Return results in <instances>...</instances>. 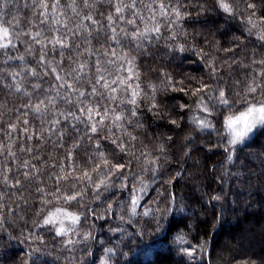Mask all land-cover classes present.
<instances>
[{
    "label": "trees",
    "instance_id": "obj_1",
    "mask_svg": "<svg viewBox=\"0 0 264 264\" xmlns=\"http://www.w3.org/2000/svg\"><path fill=\"white\" fill-rule=\"evenodd\" d=\"M72 2L73 0H60L59 6L53 10L51 7H41V4L50 6L55 0H0V27L9 30V36L0 39V43L9 44L7 48H0V172L11 168L9 176L23 182V187L19 189L5 188L0 184V194L4 197L0 200V264H100L101 259L107 260V264H241L242 261H247L248 264H264V126H257L249 134L238 147L231 163L226 161V153L223 151V145L230 138L224 125L225 119L239 115L248 106L259 107L264 101V65L258 63L264 58V42L257 37L261 29H252L251 34L248 31L251 28L247 23L248 12L245 11L248 0H225L232 5L234 15L216 7V0H208V11L199 16L198 22L195 21V9H188L193 13L194 19L180 27L175 40L166 39L172 32L157 13L156 20L159 21L162 38L156 40L153 37L151 43L145 40L139 52L135 51V44L129 45L122 40L121 47L111 39L110 23L117 27V31L121 27H133L124 20L115 19L114 5L117 0H112L113 6L107 0L96 3L89 0L91 8H84L82 0H75L76 12L69 6ZM129 2L130 0H124V3ZM153 2L159 4L161 0H137L135 11L143 19L130 15L128 9L122 15L125 20L136 19L137 26L144 30L145 24L151 26L154 23L151 19L152 13L145 7ZM164 2L167 3V0ZM257 4L259 10L255 19L258 20L260 13L264 12V7H261L264 0H257ZM85 14L91 15L99 23L90 24L84 19ZM109 14H113L114 22L106 19ZM54 19H58L60 23H52ZM41 20H45V23H41ZM100 25H104L106 30L98 32ZM67 29H72L76 35L73 37L71 32L68 33L70 48L63 49L65 55L62 58L59 55L61 49L57 46L53 51V45L49 41L63 36ZM89 32L92 33L89 37L90 45L83 39ZM36 33L40 35L36 36ZM75 44L80 47H73ZM181 44L187 51L181 53L172 50L174 45ZM41 45L47 51L46 61L52 62L50 66L47 63H38ZM88 48L95 54L89 56ZM113 48L121 55L128 53L137 56V68L141 75L139 81L134 80L132 83H139L143 92L149 95L152 92L150 85L158 86L156 99L161 102L163 109V118H156L147 111L148 101L143 100V115L140 117L143 127L123 122V127L137 136V140L132 142L136 155L141 151H148L153 157L159 156L163 164L153 182L152 173L142 172L140 166L133 161L132 170L151 183L149 194L141 203L157 207L149 204L157 196L155 190L168 189L169 186L164 181L175 175L183 164V178L179 182L174 181V187L170 190L179 198L175 208H183V211L170 214L164 222V229L159 233L153 231L154 221L145 223L150 219L147 217H136L131 224L122 222L119 219L121 215L127 221L125 209L124 212L117 211L116 215L105 220H94L89 214L88 222L78 224L75 232L58 237L54 230L37 228L34 224L41 219L36 216L40 207V194L34 189L37 184L54 187L47 178L52 169L48 168L45 173L38 175V179L29 183L19 174L25 169H18L17 165L30 159V154L21 152L20 148L32 147L36 143L34 140H25L23 120L29 121L28 134H41V129L50 127L47 121L55 119L57 112L66 111L71 106L57 98L55 108L52 105H41V117L24 105L34 106L46 98L55 97L56 89L52 85L59 82L51 75H44L51 68H57L59 74L64 76L70 68L76 67L83 60L94 64L97 58H111ZM228 48L233 51H225ZM106 50L109 55L102 56ZM69 54L71 59L68 58ZM56 61L61 62L59 67ZM210 64L217 69L215 75L209 68ZM105 66L110 72H116L115 64ZM34 72L39 75H33ZM11 73L17 75L13 77ZM163 73H168L173 78L174 87H183L185 91H173L171 87L165 89ZM93 75L94 69L89 77ZM119 75L124 76L126 73L121 72ZM89 77L81 80L76 87L83 86L82 90H90L91 84L87 83ZM66 78L69 83L73 82L70 77ZM112 78L115 79V75ZM201 83L207 84L210 90L192 95V90ZM37 84L40 85L39 88L34 87ZM17 87L20 91H16ZM249 87H255L256 92L249 93ZM218 90L227 93L230 101L228 106L217 102ZM60 91L64 92L63 89ZM118 95L123 97L125 94L120 92ZM88 99L100 100L99 97L91 96ZM100 103L109 109H116L117 112L130 107L120 104L119 99L107 103L101 100ZM200 103L207 105L212 113L208 117L212 128L203 132L192 122L193 118L200 119L207 115L197 107ZM181 104L186 107L181 109ZM169 117L178 120L180 127L171 125L168 122ZM108 122L111 123L110 120ZM10 124H16L17 130L12 131ZM79 127L83 130L84 124ZM42 134L45 140L36 149L41 160L32 163L63 165L67 147H54L59 133L51 135L44 131ZM116 134L121 135L119 131ZM73 135L75 133L66 136L68 147L73 142ZM169 136L172 137L171 141L167 139ZM124 139L127 140L128 137ZM186 143L189 144L187 148L184 147ZM161 144L165 146L163 155L157 150ZM9 146L15 152V157L8 156ZM109 147L112 146L109 144ZM185 152L189 153L190 158L184 155ZM90 154L89 142L83 139L76 163L81 167L91 168ZM124 159L128 157L125 156ZM128 182L130 187L134 183L131 177ZM114 192L116 195L111 200L114 207L117 206V201L130 199L128 190L121 192L117 188ZM21 193L26 200L17 198ZM217 193L223 199L212 203L225 205L223 227L217 226L213 229L215 214L219 210L211 207L209 200ZM48 199L52 202L45 206L44 214L55 212L57 208L81 213L85 210L75 203L69 206L52 200L51 197ZM84 205L95 208L96 202L86 197ZM158 206L161 209L165 207L163 196L158 198ZM143 210L139 208L138 212ZM93 223L95 228L92 227ZM141 229L143 235L138 234ZM86 232H91L95 239L83 241L82 234ZM30 235L32 238L26 239ZM178 235H183L187 244L175 243ZM67 240L79 242L66 244ZM205 242L207 248L209 247V254L201 258L199 245ZM86 247L92 256L84 253ZM189 247L198 250L193 259L182 251ZM107 248L113 249V253L106 255Z\"/></svg>",
    "mask_w": 264,
    "mask_h": 264
},
{
    "label": "snow or ice",
    "instance_id": "obj_2",
    "mask_svg": "<svg viewBox=\"0 0 264 264\" xmlns=\"http://www.w3.org/2000/svg\"><path fill=\"white\" fill-rule=\"evenodd\" d=\"M94 3L100 2V0H93ZM110 6L112 5V0H107ZM84 8H91L92 4L89 0H82ZM208 0H167V3L164 0H161L159 4L150 3L145 5V7L152 13L151 19L154 23L149 26L145 24L144 30H140L137 26L136 19H127L123 17L122 13L128 9L130 10L129 14L143 19L135 11L137 0H130L129 3H124V0H117L115 7V19L124 20L127 25H132L131 29L119 28L117 31L116 26L111 28V39L114 44L121 46V41H127L129 45L135 44V51L139 50L144 46L143 42L148 40L152 42V38L155 37L156 40L161 39V27L159 21L156 20L157 13L163 20L166 22V27L171 30L172 34L166 39L175 40L177 38V32L183 24L187 23L190 20H193V13L188 9H195V21L198 22V18L201 14H204L208 11L206 7ZM60 4V0H55V3L52 5L41 4V7H51L55 10ZM72 7L73 11L76 12L75 0L72 4L69 5ZM216 7H219L223 12L228 13L229 15H234L233 7L225 0H216ZM261 7H264V4H261ZM250 10V11H249ZM257 0H248L246 4L245 11L248 12L247 23L251 25V28L248 29L251 34L252 29H261L257 33L258 40L264 42V12L260 13L259 19H255L258 11ZM79 13H77L78 15ZM84 19L89 21L90 24H98L99 22L95 20L91 15H84ZM106 19L109 22H114L113 14H109ZM52 23L59 24L58 19L51 21ZM41 23H45V20H41ZM66 27V25H65ZM80 27H83L82 25ZM106 30L104 25H100V28L97 29ZM71 32L73 37H75V32L72 29H67L63 36L55 38L49 43L53 45V51L56 50L58 46L61 51L59 55L63 58L64 52L63 49H69L70 43L68 39V33ZM40 33H36V36H39ZM187 34L185 33V36ZM9 36V30L4 27H0V39H6ZM92 36V33L89 32L87 36L83 39L90 45L91 40L89 37ZM107 40V37L105 38ZM39 43V41H37ZM9 44L0 43V48H7ZM75 48H79V44L73 45ZM172 50L178 52H185L187 49L183 44L178 46H173ZM89 56L94 55L91 48L87 49ZM227 52H232V48L225 49ZM107 50L102 54V56H108ZM47 51L44 50V45H41V56L39 64H48L51 65V61H46ZM69 59L71 55L69 54ZM22 59V58H21ZM137 56L130 55L125 53L121 55L116 51L115 48L112 49L111 58L107 60H102L97 58L94 64H90L88 60H83L77 64L76 67L70 68V70L64 75H60L57 71V68H51L50 72H45L44 75H51L54 77L56 83L52 85L56 89L55 97L46 98L45 100L40 101L38 104L24 105L25 108L30 109L31 112L43 116V111L41 105L47 107L52 105L53 108L56 106V99L59 98L65 104L70 105L71 107L66 111H59L56 113V118L47 121L50 125L47 129H41V134H28L29 121L27 119L23 120L25 128L23 132L25 133L26 141H35L32 147H21V152H27L30 154V159L23 160L20 164L17 165L18 169H25V171L19 173L23 176L24 181L29 183L38 179L40 173H45L48 168L52 169V172L48 174V180L51 181L54 187H44L41 184H37L35 187V192L39 193V204L40 207L36 211V216L41 217L40 220L34 222L35 227L44 228L46 230H54L55 235L58 237L66 236L69 232H75L76 226L82 222L87 223L89 220V214L94 220H105L107 217L116 215L117 211L124 212L126 209L127 212V221L123 215L119 216V219L122 222L133 223L134 218L136 217H147L150 218L145 223L155 222L154 232L159 233L164 229V222L167 221L168 216L174 211H183V208H175V204L178 201V197L175 193L171 192V188L174 187L173 182H179L183 178L182 173L184 171L183 164L180 165V170L176 171L175 175H171L167 180L164 181L169 187L164 191H161L157 188L155 191L157 193L156 198H152L149 202L150 205H157V207H151L148 205H143L141 202L149 194V188L151 187L150 182H146L142 175H139L132 170L133 161L140 166L142 172H151L154 177L153 182L157 173L163 168L161 158L159 156L153 157L151 152L141 151L139 155H136L133 150L132 142L137 140V136L132 135L123 127V122L127 121L130 125H136L137 127L142 128L143 122L140 117L143 115L141 111V102L143 100L148 101L147 111L152 113L156 118H163V109L161 102H158L156 99V94L159 90L158 86L150 85L152 88L151 95L143 90L140 87L139 83L133 84L132 81H139L140 71L137 68ZM75 63V61H73ZM235 63V61H233ZM256 61H254L255 63ZM57 67L60 65V61L55 62ZM259 64L264 65V58H261L258 61ZM116 65V72H110L105 65ZM213 75L217 72V69L214 65H209ZM94 69V75L89 77V73ZM124 72L126 75L121 76L119 73ZM107 73V75H106ZM33 75H39V73H32ZM15 77L16 73H11ZM115 75V79L112 76ZM264 75V73H262ZM165 78L164 87L165 89L171 87L173 91L184 92L183 87L176 88L174 87L175 81L168 73H163ZM66 77H70L73 81L72 83L68 82ZM85 77H89L87 83L91 84L90 90H82V87H76L81 80ZM183 84V81H180ZM12 87V85H8ZM35 88H39L40 85H34ZM60 89H63L64 92H61ZM103 89V91H101ZM206 90H210L207 84L201 83L199 87H196L192 90V95L202 94ZM16 91H20V88L17 87ZM219 95L216 97V100L219 104L228 106L230 101L228 95L223 90H218ZM249 93H255V87L248 88ZM264 91V90H262ZM123 92L125 95L123 97L118 94ZM99 97L100 100H89L88 97ZM119 99L120 104H126L128 107L126 110L121 109L117 112L116 109H109L106 106L101 105L100 101L103 100L106 103L116 101ZM87 101V103H86ZM181 109L186 107L181 104L179 106ZM200 110L207 115L204 118H193V123L196 127L203 132L212 128V123L208 119L211 116V111L207 105L200 103L197 105ZM125 112L127 114H125ZM27 115V112L25 113ZM62 118V119H61ZM111 121L109 123L108 121ZM168 122L171 125H174L176 128L180 127V123L176 119L169 117ZM84 124V129L81 130L79 125ZM224 125L229 132V139L226 145H223V151L226 153V161L231 163L233 161L234 155L238 151V147L246 140V138L253 132L257 126H264V101L261 102V106H248L246 111L240 112L239 115L229 116L225 119ZM9 127L12 131L17 130L16 124H10ZM47 131L51 135L57 136V142L54 144V147H67V151L64 157V163L47 165L46 163H32V161H40L41 157L36 152V149L41 147L40 142L45 140L43 132ZM119 131L121 135H117L116 132ZM71 133H75L72 138V144L70 147L66 144V136H69ZM10 135V134H9ZM124 137H128L127 140ZM50 138V137H49ZM87 139L89 142V147L91 149V154L89 156V162L92 164L91 168L81 167L76 163L77 158L79 157V149L81 148L82 140ZM169 141L172 140V137H167ZM189 139V138H186ZM107 141L108 143H105ZM190 143V140H189ZM109 144L112 147H109ZM2 147V146H0ZM185 148L189 147V144L184 145ZM220 147V145H216ZM162 155L165 153V146L163 144L158 146L157 149ZM211 151V148H209ZM185 156H189L188 152L184 153ZM8 156L15 157V152L11 151L9 146ZM127 156L128 159H124ZM51 158V157H50ZM167 162V159H165ZM59 168V171L56 169ZM12 171L11 168H8L6 171L0 172V184H3L5 188H15L19 189L23 187V182L16 178L9 176V173ZM131 177L134 183L129 185V178ZM14 179V183L12 180ZM119 189L121 192L128 190L129 200L126 201H117V206L114 207V204L111 202L112 197L116 195L114 189ZM165 193H168L165 195ZM163 196L165 201V207L161 209L158 206V198ZM51 197L52 200L62 202L63 204L71 206L73 203L80 205L85 210L81 212H72L64 208H57L55 212L49 211L45 213V206L50 204L52 201L48 199ZM90 199L93 202H96V207L85 206L84 201ZM3 195L0 194V200H3ZM18 199H27L23 197V193ZM35 199V198H34ZM223 197L217 193L210 197L209 204L213 208H218V213L215 214V223L213 224V229L217 226L223 227V215H224V204H214V201H221ZM106 205V207H103ZM139 208H143L142 212H138ZM83 216V221H82ZM67 221V224L65 223ZM239 223V221H238ZM92 227L95 228L96 225L93 223ZM112 230V229H110ZM143 235V229L138 233ZM32 238L26 237V239ZM83 241L87 242L94 240L95 237L91 232H86L82 234ZM79 241L67 240L66 244H74ZM177 244H187L183 235H178L174 241ZM183 253L188 256L190 259L195 258L197 254V248L189 247L182 249ZM199 252L201 253V258L204 255H207L208 248L207 242L199 245ZM84 253L87 256H92L93 254L88 251L87 247L84 249ZM113 253V249H105V254L110 255ZM83 264V262H82ZM100 264H107V260L101 259ZM241 264H248L247 261H242Z\"/></svg>",
    "mask_w": 264,
    "mask_h": 264
},
{
    "label": "water",
    "instance_id": "obj_3",
    "mask_svg": "<svg viewBox=\"0 0 264 264\" xmlns=\"http://www.w3.org/2000/svg\"><path fill=\"white\" fill-rule=\"evenodd\" d=\"M208 254H209V247H208V252H207V256H208Z\"/></svg>",
    "mask_w": 264,
    "mask_h": 264
}]
</instances>
